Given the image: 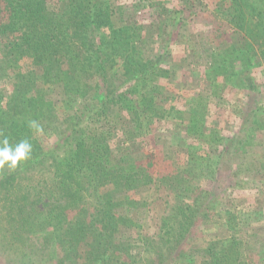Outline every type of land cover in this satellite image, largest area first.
<instances>
[{
	"label": "trees",
	"instance_id": "1",
	"mask_svg": "<svg viewBox=\"0 0 264 264\" xmlns=\"http://www.w3.org/2000/svg\"><path fill=\"white\" fill-rule=\"evenodd\" d=\"M0 49V258L264 264V0H0Z\"/></svg>",
	"mask_w": 264,
	"mask_h": 264
},
{
	"label": "rangeland",
	"instance_id": "2",
	"mask_svg": "<svg viewBox=\"0 0 264 264\" xmlns=\"http://www.w3.org/2000/svg\"><path fill=\"white\" fill-rule=\"evenodd\" d=\"M201 25L202 24L195 27L196 33H199V32L205 33L207 31L208 28L205 26V24L203 23V26ZM14 58L15 56H13V52H8V51L2 52L0 49V90L3 89L4 85H6V80L8 81V79L12 77V74L16 73ZM228 85L229 86L226 89L225 88L223 89L222 86H218L217 87L218 89H215L216 93L222 94L223 92L222 97L224 95V98H226L227 101L237 104L238 98L242 97L240 96L241 93H239L238 90L234 89L235 85L232 83V81H229ZM188 103L193 104L194 108L198 109L196 107V104L193 102V98L189 99ZM253 143L256 147V151H259V147L262 148L264 146V141L261 138H257ZM262 198H264V196H262ZM44 233L48 235L47 237H50L49 239H51L52 241L54 240V242H49V244L48 243L44 244L45 249L46 248L48 249L49 247L53 248L55 246V250H56L57 243H56L53 233H49L48 231H44ZM48 253H50V251ZM1 256H3V254H1ZM48 256L51 257V255H48ZM0 261H1V264H8V262L6 261V258H0Z\"/></svg>",
	"mask_w": 264,
	"mask_h": 264
},
{
	"label": "clouds",
	"instance_id": "3",
	"mask_svg": "<svg viewBox=\"0 0 264 264\" xmlns=\"http://www.w3.org/2000/svg\"><path fill=\"white\" fill-rule=\"evenodd\" d=\"M29 126L37 133H42L43 129L36 121H29ZM2 135V134H0ZM32 145L28 140H22L12 145L7 137L0 139V170L5 167L9 170H16L24 162L31 159Z\"/></svg>",
	"mask_w": 264,
	"mask_h": 264
}]
</instances>
